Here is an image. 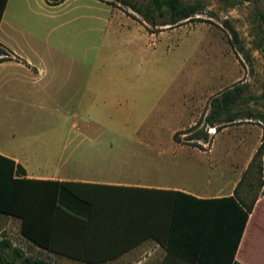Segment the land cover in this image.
<instances>
[{"label":"rangeland","instance_id":"obj_1","mask_svg":"<svg viewBox=\"0 0 264 264\" xmlns=\"http://www.w3.org/2000/svg\"><path fill=\"white\" fill-rule=\"evenodd\" d=\"M27 1L19 12L10 0L6 11V20L16 17L17 22L21 16L17 32L12 35L16 55L38 63L32 50L42 51L54 44L63 50L59 56L62 80L72 82L77 74L81 87L91 79L99 83L112 80L110 84L122 95L115 96L105 114L116 128L123 124L132 129L140 113L155 104L136 134L108 135L114 143L115 158L121 145L126 149L130 146L131 156L146 159L112 162L115 177L125 176L118 169L133 171L139 165L148 169L149 163H155L150 162L155 156L168 161L198 150L193 145L200 141L185 138L201 128L208 137L215 135L203 127L209 102L231 88H242L229 113L239 119L221 128H229L223 139L239 144L247 133L250 139L253 131L264 133V99L260 97L264 87V39L259 20L260 14L264 16V0H180L185 5L198 4L199 13L173 27H151L141 16L111 0H65L56 6L42 0ZM132 1L145 4V0ZM71 56L77 57L80 70L73 67ZM13 71L20 82L0 80L1 147L18 152L33 164L37 162L36 155L44 154L54 133L69 132L60 134L70 140L67 156L79 141L77 130L91 128L96 132L98 125L80 116L77 109V105H85L84 101L48 102L42 90H49V86H43L49 76L32 82L23 78L20 70ZM231 149L229 153L240 162L228 163L243 170L249 164L243 161L252 150L242 144ZM261 153L253 157L246 175L257 178L258 189L261 183L264 185V174L257 168L262 162H255ZM64 161L66 169L71 161ZM156 163L165 166L174 162ZM212 163L219 166L224 162ZM198 182L201 184L203 179ZM2 240L29 253L23 240L15 235L2 232Z\"/></svg>","mask_w":264,"mask_h":264},{"label":"crops","instance_id":"obj_2","mask_svg":"<svg viewBox=\"0 0 264 264\" xmlns=\"http://www.w3.org/2000/svg\"><path fill=\"white\" fill-rule=\"evenodd\" d=\"M13 1L19 12L22 5L28 3L27 0ZM9 3L10 0H7L0 19V46L9 58L0 63V80L4 78L7 82H20V79L16 80L17 74L13 70H20L22 77L32 82L41 76H49L43 85L50 87L49 90H42V95L46 97L44 100L67 103L75 99L78 104L84 101V106L77 105L80 116L90 119L98 127L96 132L91 131V128L77 130L79 141L67 156L65 153L70 140L62 136L69 132L54 133L55 137L52 136V141L44 148V154L36 155L38 163L33 164L26 162L18 152L0 146V156L20 165L24 170L23 174L15 173L14 178L70 183L73 186L69 188L79 192L85 199L59 197V204H66L69 212L84 223L82 228L72 229L69 237H57L53 242L60 248H66L71 254L49 252L30 243L20 233V219L9 215L0 214V233L6 232L23 240V244L29 249L26 256L52 264H187L166 252L168 229L174 216L187 221L194 216H202L203 212L195 208L194 200L179 196L178 193L198 200L235 196L242 205L252 204V208L234 260L237 264H264V185H260L261 189H258L257 178L246 176L257 149L264 141L263 131H253L255 134H252L251 139L247 133L245 139L239 140V144L246 150H252L251 155L243 161L249 164L241 171L228 163L240 162L229 153L232 146L239 144L223 139L229 129L223 128L218 134V131L213 132L215 135L209 136L207 142L194 144L193 147L198 150H191L194 152H188L184 158L166 161L155 156L152 161L149 160L155 163H149L148 169H142L141 165L133 171L118 169L125 176L123 179L115 177L112 162H146V159L131 156L130 146L126 149L121 145L117 147L115 158L114 143L108 139V135L136 134L151 115L155 104L140 113L138 122L132 129L123 124L120 128L111 125L112 120L105 112L114 104L115 96L122 95L120 89L110 84L112 80L99 83L93 79L86 81L81 87L77 74L73 76L72 82H67L66 78L62 80L59 76L62 69L59 56L63 54V50L54 44H48L42 51L39 48L32 50L38 63L27 57L23 60L16 55L12 35L17 32V22H20L21 16L18 15L17 22L16 17L6 20ZM71 58L74 61L73 67L80 70L82 65L77 64V57ZM156 99L157 97L153 103H156ZM209 129L211 133L215 130ZM65 159L71 161L66 169ZM156 162L174 163L162 166ZM210 162L224 163L222 166H215ZM255 162H264L263 154ZM262 173L264 174L263 171ZM198 179H203V182L199 184ZM114 187L147 190H119ZM98 195L102 197L101 201L96 200ZM11 244L17 247L15 243ZM182 247L185 249V246H177L174 252L183 253Z\"/></svg>","mask_w":264,"mask_h":264},{"label":"trees","instance_id":"obj_3","mask_svg":"<svg viewBox=\"0 0 264 264\" xmlns=\"http://www.w3.org/2000/svg\"><path fill=\"white\" fill-rule=\"evenodd\" d=\"M7 0H0V19ZM48 6H56L64 0H44ZM141 16L151 27L176 26L189 21L199 13L198 4H183L180 0H145L137 4L132 0H111ZM261 32L264 39V16L259 15ZM235 37V32L231 31ZM7 53L0 46V63L7 61ZM242 93V88H231L220 97L209 102V111L204 118L203 127L219 131L226 124H232L237 116L230 115L234 99ZM264 99V87L260 95ZM245 118H250L247 116ZM204 128L187 136L186 141H208ZM262 152L264 159V141L254 156ZM260 154V155H261ZM259 155V156H260ZM0 214L20 219V233L30 243L41 249L58 254L70 255L66 248L53 244L57 237L67 238L71 230L84 224L66 208L59 204L63 199L85 200L79 192L69 186L70 183L34 181L14 178L15 173L23 174L20 165L0 156ZM258 173L264 172V162L259 163ZM250 169V167H249ZM249 170H247L248 173ZM260 185H263L261 183ZM102 187V186H99ZM109 187V186H104ZM119 190H147L138 188L114 187ZM196 202L202 216L192 220L173 217L168 229L165 250L169 255L185 261L187 264H237L234 255L239 244L252 204L242 205L235 196L218 199L198 200L179 194ZM97 201L102 197L98 195ZM93 204V203H92ZM94 205V204H93ZM82 228V227H81ZM177 246H185L183 253H175ZM0 264H52L42 259H32L22 249L12 246L8 240L0 242Z\"/></svg>","mask_w":264,"mask_h":264},{"label":"bare ground","instance_id":"obj_4","mask_svg":"<svg viewBox=\"0 0 264 264\" xmlns=\"http://www.w3.org/2000/svg\"><path fill=\"white\" fill-rule=\"evenodd\" d=\"M215 132V130H212V133Z\"/></svg>","mask_w":264,"mask_h":264}]
</instances>
